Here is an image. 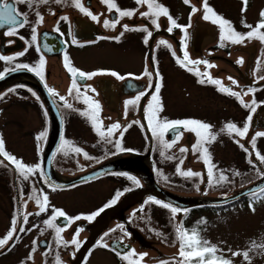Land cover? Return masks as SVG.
Wrapping results in <instances>:
<instances>
[{
    "label": "flooded vegetation",
    "instance_id": "obj_1",
    "mask_svg": "<svg viewBox=\"0 0 264 264\" xmlns=\"http://www.w3.org/2000/svg\"><path fill=\"white\" fill-rule=\"evenodd\" d=\"M234 1L243 6L242 0ZM253 1L248 0L247 8L253 4ZM8 2L12 3L13 0H8ZM82 2L93 14L99 16V22L93 21L89 16L81 13L70 2L56 4L50 0L49 4L35 5L32 9H29L26 4L14 5L19 12L28 13L30 22L24 28H19L17 35H4L10 27L9 25L0 27V55L14 56L27 48L24 56L17 57L10 63L0 61V71L11 68L17 63L35 65L38 63L41 54L45 58L44 80H41L33 72L21 69L22 73L15 81L0 89V94L3 97L0 98V136L5 140L6 150L22 159L24 163L28 165L40 163L43 172L46 173L47 180H49L47 176H51L53 180V176L58 180H63L69 176L79 175L107 159L120 156L135 157L128 164L135 165L138 169L136 173L129 170L107 171L96 174L88 178L87 181L84 179L68 185L60 186L51 183L53 186H58L53 191L44 183L39 173L30 177L28 181H23L19 178L14 166L5 160L3 164H0V237L9 230L14 216L18 220L17 228L19 229L22 225V216L26 213H33V215L29 216L27 224H23L26 229L32 228V231L24 233L18 231L17 236L19 239L9 242L11 250L8 249V246L0 249V264H55L57 253L63 264H70L78 251L72 245L57 248L54 230L46 229L43 225V220L51 215V207H49L48 212L37 216L35 213L39 210L38 205L34 200L28 199L34 187L37 190L41 188L44 190V193L49 196L51 206L64 210L68 216L81 215L83 217L103 207L114 197L118 190L125 193L124 189L137 187L126 176L117 175V173H127L130 176H135L142 185L143 174L140 166L144 164V158L134 156L133 153L142 154L148 146L144 126L147 125L148 127V121L144 108L150 99L152 89H147L150 78L144 75L146 69L153 73L151 78L153 85L157 82L156 69L159 70L162 77L160 81L162 86L159 92L163 109L159 113L161 117L168 120L198 119L211 124L213 126L212 131L217 134V139L206 144V147H208L211 154L212 163L216 166L214 169L216 175L218 176L220 172H223L229 179L227 182L220 184L209 185L207 183L203 192L209 195H225L234 187L257 178L259 167L264 169V164L256 159L254 153L251 158L255 167L250 165L247 162L246 153L235 142L236 139H240V143H243L245 147L252 151L250 146L252 136L255 132H264V105L257 107L256 112L253 114L250 131L246 138L241 139L229 136L227 132H221L220 129L227 122H234L238 126H242L249 110L243 108L235 98L218 92L217 86L210 83L203 85L198 83L200 77L180 67L176 63V58L172 55L174 51L177 57L183 58L184 51H187L192 60H208L216 67L207 69V71L213 78L220 79L225 86L231 87L234 91L247 90L248 87L258 88L259 91L254 94V98L259 103L264 101V81H259L260 84L258 85L255 84L258 76L264 75V45L259 40H246L240 45L225 42L226 46L220 47L218 25L202 18V0H190V5L199 9L191 15V21H189L191 7L185 5L183 0H178V4L185 8L182 14H177L179 12L175 6L177 5L176 0H159L160 3L168 7L170 14L177 19L179 24L188 25L191 23V26L187 29L188 36L184 41V46H182L184 32L181 29H174L173 32L169 33L167 31L170 26L169 22L166 17L161 16L158 21L160 29L155 30L150 21L139 14L147 10L146 6L136 5L135 0H116L121 9L138 8V11L132 18H122L115 29L104 27L103 21L114 19L116 13L108 12L107 6L102 4L101 0H82ZM262 9H264V5L260 8L254 24L259 21V14ZM36 11H39L43 16L42 23L36 24ZM218 14L231 22L242 23L245 21L239 15L234 17L221 12ZM62 16H66L68 19L60 20ZM124 24H128L130 27L148 25L149 30L155 33L150 45V53L148 52L149 43L147 45L143 43L145 33L129 31L119 41L113 39L123 31L122 25ZM33 25L37 28V41L35 43L31 41V27ZM234 28L240 32L248 31L240 24L235 25ZM20 37L24 39H20ZM161 39L168 41L172 48L158 47V42ZM73 40H75V43H73ZM37 47L40 49L39 52ZM126 51L135 53L139 58L136 57V60H134L130 57L129 62H127L128 65L125 66L112 63L115 60L114 55L119 53L122 56ZM65 55H67L73 67L84 72L104 71V74H98L91 79H78V83L82 86L81 92H84L83 86L86 85H90L91 88L95 89V92L89 89L87 95L99 101L101 105L99 118L105 127L117 121L122 126L132 124L124 132L121 140L122 148L131 149V151L118 152L112 144L101 142L97 133L93 130L90 120L80 114L79 110H84L87 106L82 101H76L73 98L74 94L68 96L71 76L64 66ZM85 56L89 58L84 59ZM153 57H155V63ZM240 57L243 58L244 63L237 65L236 60ZM258 58H260L262 65L259 70H257ZM189 67L198 68L201 72L205 71V66L202 64L189 65ZM111 71L124 76L125 79L121 80L107 74ZM136 77L140 78L137 79ZM229 77L238 81V85H233L228 79ZM45 85L53 88L59 95L65 96L69 102L73 103L77 111L64 108L63 102L59 101L58 97L51 96ZM9 89H15V92H9ZM146 89L149 96L142 98L134 108L129 106L127 115H125V102L134 98L139 91ZM33 92L36 94L35 96L32 94ZM179 93L183 95L180 96ZM243 98L246 102H251L253 95L249 94ZM133 121H139L140 123L133 124ZM57 126L61 130L59 140L56 145L53 141L48 145L49 133L52 130L56 131ZM42 131H46L47 135L42 141L38 142L36 137ZM181 131V139L171 150H166V155L182 158L184 160L183 165H181L182 170L191 169L200 172L202 174L200 177L186 179L178 175L176 173L178 160H169L160 155L161 146L152 137L150 130L152 163L149 160L146 162L149 166L153 164L154 178L161 186L179 194L195 195L200 193V188L197 190L196 186L199 185L200 187L204 173L207 176V167L201 159H198L199 153L192 152V145L197 140L196 135L186 130ZM174 135V133H168L166 139L171 141ZM61 136L71 140L75 146L82 148L93 159L89 160L82 154L71 152L68 155H64L63 152L58 153L56 150L61 143ZM118 137L119 131L113 139ZM180 147L188 148V152L180 153ZM48 148H52L51 152ZM257 149L261 154H264V137L257 139ZM112 153L116 154L113 155ZM0 159L3 158L0 157ZM48 162H50L52 168L44 170L43 166H46ZM235 172L240 174L234 175ZM164 177H167V180ZM148 197H145L140 203H134L125 208L123 210L124 216L122 215L121 218L125 217L130 226L138 229L147 239L156 241L153 243L154 248L148 249L149 254L147 253L146 257L157 255L162 257L154 258L152 261H172L174 257L171 255V251L166 250V246L171 245L169 238L176 240V218L175 221L172 219L168 209L167 212H154V217L156 214H158V217L160 215L164 216L166 224L157 223V226L160 227H153L152 234L143 232L140 228V222L143 220L146 209L144 200ZM25 201H27L26 205ZM141 206H143V211H139ZM194 209V211H192L193 209H187V212H182L178 218V223L182 222L184 227L190 221L192 212L202 210ZM134 212L135 215H133ZM148 213L151 216L152 209ZM79 221L88 222L83 218ZM79 221L72 223L62 233L65 240L70 241L77 228L82 229L79 233V241L82 242L86 237L87 232L83 230ZM167 222L170 226H167ZM185 222L187 223L185 224ZM56 223L63 226L65 222L60 219ZM33 225L39 227L33 228ZM118 225L123 227L119 228ZM105 233H108V235L105 236ZM157 233H160V235H157ZM101 238H103V243L107 245L111 241H117L121 248L131 244V249H135L136 253L145 252L144 248L141 249L137 243L130 241L132 240L131 233L125 228L123 221L115 217L109 219L107 227L99 233L95 244L87 251L81 264L86 262L94 249H104L110 252L120 263L128 264L117 255V251L111 245L107 248L99 246L98 241H101ZM34 240L36 245H33ZM177 246L179 248L178 242ZM33 247H35L34 252L32 251ZM160 252L166 255H162ZM30 253L32 258L28 259Z\"/></svg>",
    "mask_w": 264,
    "mask_h": 264
},
{
    "label": "snow or ice",
    "instance_id": "obj_2",
    "mask_svg": "<svg viewBox=\"0 0 264 264\" xmlns=\"http://www.w3.org/2000/svg\"><path fill=\"white\" fill-rule=\"evenodd\" d=\"M51 2H54L56 4H63V3H71L72 6L77 8L81 13L89 16L93 21L99 22V16L97 14H93V12L84 6L82 0H51ZM50 0H13L12 3H9L8 0H0V27L4 25H9L10 27L8 30L4 33L6 36H14L17 35L19 28H24L26 25H28L30 22L28 20V13H21L18 11V9L14 6L15 4H26L29 9H32L35 5H46L49 4ZM101 3L107 6L108 12H115L116 16L114 19L109 20L105 19L103 21L104 27L106 28H113L115 29L117 25L120 23V20L122 18H132L135 13L138 11L137 9H121L116 0H101ZM136 5L138 6H146L147 10L140 12V16L148 19L150 21V24L154 26L155 30L160 29L159 24V18L161 16L166 17L169 22V27L167 28V31L169 33L173 32L174 29H181L184 32V37L182 38V46H184V41L187 39L188 33L187 29L191 26V23L188 25H181L177 22V19H175L171 14L168 7L163 5L159 2V0H135ZM183 3L185 5H189L191 7V13L189 15V21H191V15L197 12L199 9H197L195 6L190 5V0H183ZM243 7L241 9V12L247 11V5L248 0H242ZM202 8H203V19L205 21H211V23L218 25L220 30V47H225L226 43L230 44H236L240 45L243 44L246 40L251 41L253 39L259 40L262 45H264V9L260 11V19L259 21L253 26L252 24H248L246 21H243V26L248 29L247 32H240L237 31L232 22L228 19L224 18L222 15L218 14L208 3V0H202ZM55 14V13H53ZM36 15V24L43 22V16L39 11L35 12ZM68 17L62 16L60 17V20H67ZM59 23V21H58ZM123 31L119 33V35L115 36L113 39L116 41H119L121 37L126 32L134 31V32H142L145 33L143 37V43L147 45L149 43L150 38L153 36V31L149 30L148 25L145 26H132L130 27L128 24L122 25ZM31 41L32 43H35L37 41V28L35 25L31 27ZM103 38V37H102ZM20 39H24L23 37H20ZM11 43V41H10ZM73 43H75V40H73ZM159 46H165L168 49L172 48V45L166 41L161 39L158 42ZM37 51L39 52L40 49L37 47ZM51 51V49H49ZM27 52V48L22 51L16 53L14 56L9 55H0V61L4 62H12L17 57L24 56ZM172 55L176 58V63L182 67L185 68L189 72H193L195 75L200 77L198 79V83L200 84H206L210 83L212 85L217 86V91L221 92L223 94H226L228 96H231L235 98L238 103L245 109L249 110L248 116L245 118V121L243 122L242 126H238L234 122H227L221 129V132H227L229 136L233 137H239L241 139L246 138L247 134L250 131L251 122L253 120V114L256 112L257 107L264 105V101L257 102L254 98V94L259 91L256 87H248L247 90L242 91H234L231 87L225 86L220 79L213 78L210 73L207 71V69L216 67L214 64H211L208 60H192L190 59L187 51H184L183 58L177 57L176 53L173 51ZM65 61V68L70 73L71 76V84L68 89V96H73V98L76 101H82L87 107L84 110H79L80 114L87 117L91 125L93 127V130L97 133L99 140L106 144H112L115 149L119 151H131V149H124L121 146V140L123 138L124 132L127 131L129 127L132 126V124H128L127 126H122L119 121L114 122L108 126H104L102 120H100V112H101V105L99 101L93 99L89 95H87V91L91 89L92 92H95L94 88H91L90 85L83 86L84 92H81V85L78 83V79L81 80H87L91 79L92 77L98 75V74H104V71L101 70L99 72L93 71V72H84L83 70H80L78 68L73 67L70 62L67 55L64 57ZM153 62L155 63V57H153ZM244 63V60L242 57L238 58L236 60L237 65H242ZM204 65L205 71L201 72L198 68L195 67H189V65L196 66V65ZM261 60L260 58L257 59V70L261 67ZM27 70L30 72L35 73L41 80L45 79L44 70H45V58L44 55L41 54L39 61L35 65H29L27 63H17L11 68H5L3 71H0V79H3L6 74L9 72H15L17 70ZM107 74H110L114 77H117L118 79H125L124 76L119 75L115 71L108 72ZM131 75V74H129ZM144 75L148 76L150 78L149 84L147 86V89H152V92L150 94V99L148 100L147 105L144 108L145 116L148 121V129L150 130L152 137L156 140V142L161 146L160 155L162 157H165L166 159L172 160L177 159L178 164L176 166V173L180 176H183L186 179H191L193 177H200L202 174L200 172L193 171L191 169L188 170H182L181 165H183L184 160L180 157H173L171 155H166V150H171L175 144L178 143V141L181 139L182 131L186 130L188 132H192L196 135L197 140L192 145V152L193 153H199L198 159H201L202 162L207 167V183L209 185L213 184H220L223 182L228 181V176H226L223 172H220L217 176L214 172V169L216 166L212 163L211 160V154L208 150V147H206V144H209L211 142H214L217 139V134L212 131V125L206 122H203L198 119H178V120H168L166 118H163L159 115V113L163 110L162 105L160 103V96L159 92L161 89V80L162 77L160 76L159 70H155V76L157 78V82L155 85L152 83V76L153 73L145 70ZM139 79L140 77H136ZM233 85H238V81H236L234 78L229 77L228 78ZM259 81H264V75H259L257 78V83ZM47 87V85H45ZM139 91L134 98L128 99L125 102V108L126 112L125 115H127V110L129 109V106L134 108L137 106L142 98H145L149 96L148 90ZM48 93L53 97H58L59 101L63 102V107L69 110L77 111V109L74 108L73 103L69 102L68 99L63 96L59 95L53 88L47 87ZM9 92H15V89H9ZM31 91V90H29ZM34 96L36 95L34 92L32 93ZM249 94L253 95V99L251 102H246L244 100V96H248ZM0 98L2 97V94H0ZM39 99V97H37ZM133 124H139V121H133ZM143 127V125H141ZM122 129V130H121ZM117 131H119V137L116 139H113L116 135ZM168 133H174V138L169 141L166 139V135ZM47 133L46 131H42L39 133V135L36 137V140L42 141L46 137ZM260 137H264V132H255L254 135L251 138L250 146L252 151L249 150L248 147H245L243 143H240V139H236L235 142L238 144V146L246 153L247 162L250 165H254V161L252 160L253 153L255 154V157L257 160L260 161L261 164H264V154H261V152L257 149V139ZM59 152H63L64 155H68L69 152L75 153V154H82L86 159H93L86 151H84L82 148L75 146L74 143L71 140L66 139L64 136H61V143L58 146L57 150ZM180 153H187L188 148L186 147H180L179 148ZM113 155L116 153H112ZM55 156V153L53 154ZM0 157L3 159H0V164H3L6 160L9 162L12 166H14L16 172L18 173L19 178H21L23 181H28L30 177L35 176L37 173H39L40 177L44 180V183L47 184L50 188H52L53 191L56 190L58 186H53L49 180L46 179V173L43 172L42 166L40 163H36L34 165H28L22 161V159L17 158L15 155L11 154L6 150L5 140L2 136H0ZM239 172H235L234 175H239ZM117 175L126 176L127 179L132 181L137 187L140 186V181L135 176H130L127 173H117ZM257 176L258 177H264V171H261L260 169H257ZM85 181H87V177L84 178ZM165 180H167V177H164ZM197 190H199V185L196 186ZM130 189H124V191H129ZM251 195L254 199H264V187H261L258 191L257 190H250ZM124 194L122 191H117L114 195V197L109 200L106 204L103 205L99 210L92 212L89 215L81 216H68L67 213L59 208H56L54 206L50 205L49 196L44 193V190L36 189L35 187L32 190L31 195L28 197V199L34 200L35 203L38 205L39 210L35 213V215L39 216L42 213H46L49 210V207H51V215L49 218L43 220V225L46 227V229H53L55 232V244L57 248L59 247H68L69 245L75 246L77 249H79L81 245V241H79V233L82 231V229L77 228L74 232L73 238L68 241L65 240L62 233L67 230L68 227L71 226L72 223L75 221H79L82 218L86 219L88 221L94 220L97 216L100 215L101 212H103L106 208L111 207L112 205L116 204L119 198ZM23 195V193H21ZM145 204L149 203H155L156 205H159L163 207L164 209H168L171 213L172 219L175 221V218L178 214H181L182 212H187V209H180L178 206H174L167 202H162L158 199H155L154 197H148V199L144 202ZM27 204V201H25V205ZM250 208L254 211V207L252 203H250ZM143 206L139 209V211H143ZM33 215V213H26L22 216V225L17 228L18 220L14 216L11 221V226L9 230L6 232L5 235L0 237V249H4L6 246H8V249L11 250L10 241H13L14 239H19L17 236V232L20 233L24 232H30L32 231V228H25L23 224H27L29 216ZM135 215V212L133 213ZM60 219H63L65 221L63 226H60L56 222ZM203 223V221L201 222ZM33 228L39 227L38 225H33ZM117 227L122 228V225H118ZM43 231V230H42ZM175 234H176V242L179 243L178 248V254L177 257H174L172 261L169 260H161L159 261V264H233V261L231 258H226L223 254V250L218 248L217 245L212 244L210 241L203 239V237L200 235V228L196 227L193 229H187L183 227L182 222L177 223L175 227ZM105 236L108 235V233L104 234ZM157 235H160V233H157ZM122 243V241H121ZM33 245H36V241H33ZM98 245L101 247H109L106 243H103V238H101V241H98ZM260 250L259 254H264V243H256L253 242L249 249L247 250H237L232 251L229 249L228 251L231 253L232 257L236 256H243L244 260L247 262V264H251V257L250 252L253 250ZM50 250V249H49ZM32 251H35V247H33ZM219 253V254H218ZM47 255V253H45ZM117 255L120 256V258L128 264H142L144 261V258L148 255L147 253H136L135 249L129 248V250L123 254L117 252ZM31 253L28 257V259H31ZM55 264H63V261L59 254L57 253L55 256Z\"/></svg>",
    "mask_w": 264,
    "mask_h": 264
},
{
    "label": "water",
    "instance_id": "obj_3",
    "mask_svg": "<svg viewBox=\"0 0 264 264\" xmlns=\"http://www.w3.org/2000/svg\"><path fill=\"white\" fill-rule=\"evenodd\" d=\"M207 26V25H206ZM155 33H153V36L149 40V46H148V52L150 53V45L152 43V39L154 37ZM22 73L21 70H17L15 72H9L5 75L3 79H0V89L6 85H9V83H12V81H15L17 77ZM15 83V82H14ZM256 85L260 83H255ZM145 120V119H144ZM145 126V133L147 135L148 139V146L144 153L137 154L133 153V155H137L138 157L144 158V164L140 166V169L142 170V179L143 183L139 187L131 188L129 191H126L117 201L116 204L112 205L111 207L106 208L103 212L100 213L99 216H97L92 221H79V224L83 228L85 232H87L86 237L83 239L78 251L75 254V257L73 260H71L70 264H81L82 260L84 259L87 251L93 246L96 242V239L99 235V233L108 225L109 219L117 217L123 223L125 224V228L131 233V242L137 243L138 247L141 249H145L144 253H148V249L154 248L153 243L156 241L147 239L138 229L135 227L130 226L127 219L124 217L121 218L123 215V210L130 205L134 203H140L145 197H154L162 202L170 203L174 206H178L180 209H190L194 207H206V206H223L230 203H233L237 200H240L241 198L251 195L250 190H259L261 187H264V177H257L249 182L240 184L230 191L227 192L225 195H209L206 194L204 191V188L207 184V176L204 173L203 180L200 183V193L195 195H183L176 192H173L171 190H168L161 186L159 183L156 182L154 178V171H153V164L149 166L146 161H151V145H152V139L151 134L149 132V129L147 125ZM60 129L54 131L52 130L49 133L48 137V145L51 141L54 142V145L59 140L60 137ZM48 150L51 152L52 148ZM131 154V153H130ZM132 159H135V157H126V156H120V157H114L107 159L98 165L90 168L88 171L81 173L79 175L69 176L66 179L58 180L55 176L54 180L51 176H47L51 183L55 185H68L73 184L78 181L84 180L85 177L90 178L96 174L104 173L107 171H113V170H129L133 173H136L137 167L131 166L132 164H128V162ZM51 164L48 162L46 166H43V169H51ZM261 171H264L262 167H259ZM181 214H178L176 217L175 225L178 223V218ZM124 216V215H123ZM60 221V220H59ZM63 222H65L63 220ZM78 224V223H77ZM113 249H115L117 252L123 254L131 248V244H127L126 246H123L121 248V245L117 241H111L110 244ZM178 248V246H177ZM178 251V250H177ZM160 254H162L160 252ZM178 253H171L173 257H177ZM166 255V254H162ZM168 256V255H167ZM162 256L152 255L149 257H146V261L144 260L142 264H157L156 261H152L154 258H159ZM160 261V260H158Z\"/></svg>",
    "mask_w": 264,
    "mask_h": 264
},
{
    "label": "rangeland",
    "instance_id": "obj_4",
    "mask_svg": "<svg viewBox=\"0 0 264 264\" xmlns=\"http://www.w3.org/2000/svg\"><path fill=\"white\" fill-rule=\"evenodd\" d=\"M208 2L217 13L221 12L222 14L234 17L237 15L242 16L248 24H252L253 26H255L254 22L257 20L256 17L260 8L264 5V0H254L253 4L247 8V11L242 13L241 9L243 6L234 0H208ZM176 4L175 6L179 12L177 14L184 13L185 8L178 4V0H176ZM232 24L233 26L238 24L243 26V23H235V21L232 22ZM130 57L134 60H136V57L139 58L135 53L126 51L122 56H120L119 53L114 55L113 58L115 60L112 63L125 66L128 65L127 62H129L128 59H130ZM86 58L89 57L85 56L84 59ZM179 95L181 96L183 94L179 93ZM146 200H144V202ZM249 205V203L238 200V202L227 206H215L216 209L212 208L211 210L206 209L194 213L192 212L188 224L194 226V228L199 227L200 235L203 239L217 245L218 248L223 250V254L226 258L232 259L233 264H247L242 255L232 257L228 250L243 251L249 249L253 242L264 243V199H254L252 203L255 209L254 211ZM145 206L146 209L147 207L148 209L144 211L143 220L140 222V228H142L143 232L152 234L154 228L160 227L157 226V223L166 224L164 216L160 215L158 217V214H156L155 218L153 213H159V211L167 212L168 210L155 203L145 204ZM151 209L152 213L150 216L148 212H150ZM202 221L203 223H201ZM186 223L187 222H185V224ZM188 224H186L185 227L189 228L187 226ZM167 226H170L169 222H167ZM169 242H171V245H167L166 250L171 251L170 253H178L176 240L169 238ZM259 253V249L250 252L251 264H264V254ZM156 262L159 264V261ZM84 264L122 263L117 261L110 252L104 249H94Z\"/></svg>",
    "mask_w": 264,
    "mask_h": 264
},
{
    "label": "trees",
    "instance_id": "obj_5",
    "mask_svg": "<svg viewBox=\"0 0 264 264\" xmlns=\"http://www.w3.org/2000/svg\"><path fill=\"white\" fill-rule=\"evenodd\" d=\"M242 201L244 202V203H253L254 202V198L252 197V196H248V197H246V198H243L242 199ZM197 210H199V209H202V210H206V209H209V210H211L212 208H207V207H202V208H196ZM213 209H216V208H213ZM195 209H193L192 211H194ZM189 228H187V227H185L184 226V228H187V229H193L194 228V226H192V225H187Z\"/></svg>",
    "mask_w": 264,
    "mask_h": 264
}]
</instances>
